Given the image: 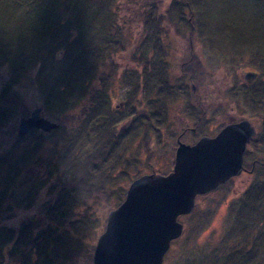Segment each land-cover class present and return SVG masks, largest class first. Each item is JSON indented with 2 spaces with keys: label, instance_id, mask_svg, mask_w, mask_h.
Segmentation results:
<instances>
[{
  "label": "rangeland",
  "instance_id": "1",
  "mask_svg": "<svg viewBox=\"0 0 264 264\" xmlns=\"http://www.w3.org/2000/svg\"><path fill=\"white\" fill-rule=\"evenodd\" d=\"M106 1L113 19L104 35L107 38L113 35L120 43L98 46L104 52L102 63L92 71L94 77L87 83L85 95L75 107L66 110L81 119L92 118L94 106L102 97V78L106 76L104 82L113 109L109 121L119 119L115 131L125 133L127 140L116 143L115 152L123 149L122 159L111 174L108 170L107 177L101 179V172L104 164L114 163L112 158L111 163L108 157V163L105 158L98 167L95 165L94 171L88 168L90 177L95 171L101 173L99 178L105 189L101 187L96 193L88 194L74 182L83 171L71 168L70 149H62L74 125L71 121L62 122L58 129L47 133L30 129L17 136L19 119L28 116L34 107L44 106L36 80L39 66L22 71L20 60L0 59V95L4 88L13 95L8 103L0 100V200L4 196L0 229H8L0 264H93V251L104 231L108 212L122 201L134 178L152 171L165 174L171 170L176 140L188 143L185 139L196 140L200 132L213 134L224 123H232V118L233 122L251 121L258 130L256 141L262 140V60L259 66L250 53L239 56L233 49L209 44L197 27L190 33L189 11L180 0ZM261 1L259 5H264ZM259 2L256 0V4ZM89 5L88 1L86 6ZM258 8L264 12V6ZM152 9L158 11V21H151L154 15L149 10ZM257 22L264 26V13ZM116 24L120 26L115 27ZM151 24L162 27L156 30V35L154 31L148 32ZM71 36L52 40L54 51L62 48ZM2 43L0 55L6 57ZM248 70L259 73L250 83L244 79ZM158 81L165 85L160 86L161 90ZM197 95L202 98L199 100ZM49 112L43 107L41 115L58 123L61 114L50 116ZM138 113L140 117L135 118ZM196 122L199 127L195 132L188 129L186 136L176 139L180 130L193 127ZM74 128L82 139L79 133L83 126ZM108 140L98 133L93 145L97 149ZM250 148L254 150L253 145ZM249 154L250 159H262L261 152ZM36 189L37 194L28 198ZM258 189H264V168L262 172L229 178L217 190L196 197L191 212L178 217L183 231L170 243L162 264H250L248 259L254 260L253 253L257 255V263L264 264L261 241L264 198L251 200ZM75 201L76 205L72 204ZM88 212L92 214L88 226L75 225L76 221L80 224L87 218Z\"/></svg>",
  "mask_w": 264,
  "mask_h": 264
},
{
  "label": "trees",
  "instance_id": "2",
  "mask_svg": "<svg viewBox=\"0 0 264 264\" xmlns=\"http://www.w3.org/2000/svg\"><path fill=\"white\" fill-rule=\"evenodd\" d=\"M88 1L89 7L86 6ZM180 1L189 11L187 21H189L190 33L197 27L209 44L218 48L233 49L232 51L239 56L250 53V57L259 66V61L264 62V26L260 27L257 22L261 13H264L258 8L264 6L259 5L262 3L261 0L258 4H256V0H235V5L233 0ZM104 2L105 0H0V41L3 42V53H6V57L0 55V59L3 61L20 60L22 71L29 70L35 65L39 66L36 71V80L43 94L44 109L50 111V116L61 114L58 128L62 122L71 121L74 124L72 131H68L62 149L66 147L70 149L71 168L83 171L77 176L78 181L74 182H77V187H83L82 190L88 194L96 193L101 187L106 188L100 180L104 176L107 177L108 170L109 173L114 170L118 161L122 159L120 152L122 154L123 149L115 152L116 143L120 140H124L126 143L127 140L125 133L115 131V125L119 119L109 121L113 109L109 103L107 85L105 84L106 76L102 78L105 81L102 80L100 89L102 97L99 104L94 106L93 112H95L91 113L92 118L86 120L81 119L79 115L66 113V110L75 107L85 95L87 83L94 77L92 71L94 72L97 66L102 63L100 59L104 56V52L103 49H98V46L100 47V44L107 42L120 43L113 35L108 38L104 35L108 23L113 19L112 13L108 11L110 9L109 2ZM155 10H149L150 15H154L151 21L159 20L158 11ZM118 26L120 25H115V27ZM152 26L153 24L149 26L148 32L152 34L154 31L155 35L156 30L162 28ZM68 36H71V39L62 48H57L58 51H54L55 48H52L51 44L52 40L55 38L64 39ZM59 53L62 54L60 58L58 57ZM87 62L92 64L88 66ZM113 69L114 66L112 65V71ZM261 81H263L261 84L263 89L260 91H264V80ZM157 83H160L159 90H161V85V87H165L161 82L158 81ZM10 92L7 88L1 91L0 100L3 103L10 102L8 99L13 97L12 94H9ZM7 95L9 97L6 99ZM254 104H258V102L255 103L254 101ZM2 109L4 108L2 107ZM141 114L146 117L144 112ZM137 116L140 117L139 113L135 115V118ZM106 123L110 125L107 127ZM77 125L83 126L84 129L79 134L83 135L84 139L78 138L74 132V127ZM98 133L109 140L96 149L93 143H96L94 138ZM91 145L93 146L92 150ZM88 150L91 151L87 152ZM108 157L109 162L111 158L115 160L113 164L108 163ZM105 158H107L106 163L108 164H104L102 175L99 171H95L96 176L90 177L88 168L94 171L99 163L106 161ZM94 181H99V183H91ZM71 183L72 181L64 184V186L66 187ZM37 190H33L28 198L34 197ZM104 195L109 197L107 193ZM252 197V201L262 200L264 189H258L257 194ZM3 200L4 196L0 200V207ZM21 203L24 202L19 204ZM76 203L77 201L72 204L76 205ZM81 203L83 204V202ZM70 205L71 203L68 206ZM88 215L89 212L85 216L87 218L82 219L83 222L81 221L79 224L76 221L75 225L88 226L92 214ZM5 234H8V229L3 230L1 228L0 254L3 251ZM261 241L264 243V237ZM253 255H255L254 260L249 258L248 261L250 264H258L257 255L255 253Z\"/></svg>",
  "mask_w": 264,
  "mask_h": 264
},
{
  "label": "water",
  "instance_id": "3",
  "mask_svg": "<svg viewBox=\"0 0 264 264\" xmlns=\"http://www.w3.org/2000/svg\"><path fill=\"white\" fill-rule=\"evenodd\" d=\"M256 72L244 73L250 81ZM34 107L19 119L17 136L30 129L47 133L59 123ZM254 128L246 119L228 123L213 137L201 136L195 143L177 142L173 165L165 174L150 172L134 178L122 201L106 216L104 231L93 251V264H162L172 240L180 237V215L193 209L196 197L217 190L237 176L246 144Z\"/></svg>",
  "mask_w": 264,
  "mask_h": 264
},
{
  "label": "flooded vegetation",
  "instance_id": "4",
  "mask_svg": "<svg viewBox=\"0 0 264 264\" xmlns=\"http://www.w3.org/2000/svg\"><path fill=\"white\" fill-rule=\"evenodd\" d=\"M189 40H192L191 38H189ZM248 71H251V70H248ZM255 71V70H254ZM255 72H257V71H255ZM183 74H185V73H183ZM259 76V73L257 72V76L256 77H258ZM187 77H189L188 75H187ZM255 77V78H256ZM255 78H253V79H251V82L255 79ZM264 80V79H263ZM248 82V81H247ZM248 83H250V82H248ZM191 88H192V86H191ZM193 89V88H192ZM194 95H196V92H195V94ZM197 97H198V99L200 100L202 97L201 96H199V95H197ZM201 97V98H200ZM201 104V103H200ZM231 121H232V123H236V122H233V118L231 119ZM250 122V124L253 126V128H254V134H253V136H251V138H250V140H249V142L246 144V150H245V152H244V154H243V156H242V159H243V164H242V169H241V171H240V173L237 175V176H233V177H231V179H233V178H237V177H239L241 174H245V173H253V172H259V171H263V168H264V158L262 157L263 155V153H264V124L262 125V129H261V133H262V137H261V141H256V139H255V133H256V131H258L257 130V128H255V125L254 124H252V122L251 121H249ZM227 123H224L223 124V126L221 127V128H223L225 125H226ZM198 127H199V122H196L195 124H194V126L193 127H189V128H184V129H182V130H180L179 131V133L176 135V139H178V138H181V137H183V136H186V135H184V134H187L186 132H187V130L188 129H190V131H193V132H195L197 129H198ZM221 128H219V130L217 131V132H213V134H206L205 132H200V135H199V137L196 139V140H193V141H191V140H186L185 138V142H188V143H186V144H193L194 143V141H197L201 136H209V137H212V136H214L216 133H218L219 131H220V129ZM186 129V130H185ZM176 141H178V140H176ZM254 146V150L252 149V148H250V146ZM251 151H256L257 153L258 152H261V154H260V158H262L261 160L260 159H258V158H256V157H254V158H252V159H250L249 158V156H250V152Z\"/></svg>",
  "mask_w": 264,
  "mask_h": 264
}]
</instances>
